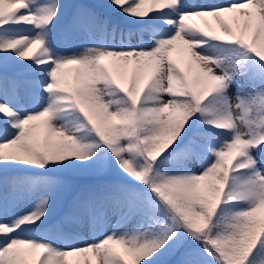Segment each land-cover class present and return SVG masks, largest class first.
Instances as JSON below:
<instances>
[{"label":"snow or ice","instance_id":"1","mask_svg":"<svg viewBox=\"0 0 264 264\" xmlns=\"http://www.w3.org/2000/svg\"><path fill=\"white\" fill-rule=\"evenodd\" d=\"M0 264H264V0H0Z\"/></svg>","mask_w":264,"mask_h":264},{"label":"rangeland","instance_id":"2","mask_svg":"<svg viewBox=\"0 0 264 264\" xmlns=\"http://www.w3.org/2000/svg\"><path fill=\"white\" fill-rule=\"evenodd\" d=\"M105 2V0H90L87 4H102V3H104ZM99 11H101V12H103V10L102 9H100ZM174 58L178 61V62H183V60H184V55H183V53H180V52H177V53H175L174 54ZM71 179V178H70ZM91 179L92 178H90V179H88L87 181H84V180H81V179H72L73 180V182H75V183H89V182H91Z\"/></svg>","mask_w":264,"mask_h":264},{"label":"bare ground","instance_id":"3","mask_svg":"<svg viewBox=\"0 0 264 264\" xmlns=\"http://www.w3.org/2000/svg\"><path fill=\"white\" fill-rule=\"evenodd\" d=\"M90 0H78V2H82V3H88ZM135 42V40L133 41Z\"/></svg>","mask_w":264,"mask_h":264},{"label":"trees","instance_id":"4","mask_svg":"<svg viewBox=\"0 0 264 264\" xmlns=\"http://www.w3.org/2000/svg\"><path fill=\"white\" fill-rule=\"evenodd\" d=\"M75 178H79V179H84V180H88V179H90V177H75Z\"/></svg>","mask_w":264,"mask_h":264}]
</instances>
